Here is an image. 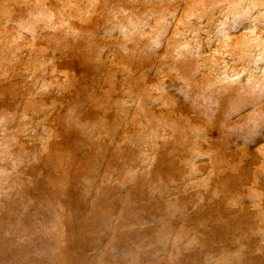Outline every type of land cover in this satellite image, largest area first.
Instances as JSON below:
<instances>
[{
	"label": "rangeland",
	"instance_id": "obj_1",
	"mask_svg": "<svg viewBox=\"0 0 264 264\" xmlns=\"http://www.w3.org/2000/svg\"><path fill=\"white\" fill-rule=\"evenodd\" d=\"M0 264H264V0H0Z\"/></svg>",
	"mask_w": 264,
	"mask_h": 264
},
{
	"label": "bare ground",
	"instance_id": "obj_2",
	"mask_svg": "<svg viewBox=\"0 0 264 264\" xmlns=\"http://www.w3.org/2000/svg\"><path fill=\"white\" fill-rule=\"evenodd\" d=\"M247 25V24H246Z\"/></svg>",
	"mask_w": 264,
	"mask_h": 264
}]
</instances>
